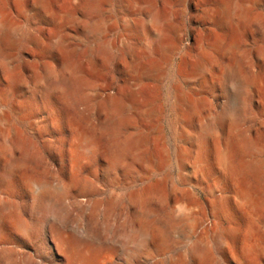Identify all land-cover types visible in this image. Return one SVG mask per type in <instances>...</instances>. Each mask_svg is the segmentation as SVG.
<instances>
[{"label":"rangeland","instance_id":"374dc122","mask_svg":"<svg viewBox=\"0 0 264 264\" xmlns=\"http://www.w3.org/2000/svg\"><path fill=\"white\" fill-rule=\"evenodd\" d=\"M250 1L233 53L215 14L239 0H0V264H264ZM55 37L66 48L45 52Z\"/></svg>","mask_w":264,"mask_h":264},{"label":"bare ground","instance_id":"6f19581e","mask_svg":"<svg viewBox=\"0 0 264 264\" xmlns=\"http://www.w3.org/2000/svg\"><path fill=\"white\" fill-rule=\"evenodd\" d=\"M15 1V3H16V5L18 6V8H20V7H23V5H24V1L25 0H14ZM44 1V0H43ZM147 1L148 0H127V5L128 6H132V5H143V4H147ZM229 1V0H228ZM47 2V1H46ZM45 2V3H46ZM81 2V1H80ZM84 2V1H83ZM91 2L93 3V5L94 6H96V3H95V0H91ZM223 2V1H222ZM43 4V3H42ZM82 4V3H81ZM253 5V3L250 1V0H239V2H237L236 4H234V5H231V4H229V2L228 3H224V4H222L221 6H219L220 8H219V10L216 12V17L219 19V22H220V28H221V35L219 34V35H217L218 37H217V42H218V44H222V42H223V40H224V36L225 35H228L229 37H230V39H231V42H230V45H229V50L230 51H236V50H238V48H240L239 47V41H238V27L236 26V24H235V21H234V19H235V12L238 14L239 13V15H241V16H243V17H248L249 15H250V10H251V6ZM67 6V5H66ZM25 7V6H24ZM21 9V8H20ZM24 10V9H23ZM25 10H26V8H25ZM144 10V9H143ZM66 11V10H65ZM21 12V11H20ZM147 13L149 14V11L147 10ZM12 16V15H11ZM238 16H236V18H237ZM11 18V17H10ZM10 18H8V19H10ZM239 18V17H238ZM13 19V18H12ZM163 18H162V16H157V17H155L154 19H152V23L153 24H155L156 25V23H159V22H161V20H162ZM242 21H243V19H242ZM144 23V22H143ZM151 23V22H150ZM165 23V22H164ZM12 26H13V24H12ZM143 26V25H142ZM146 26H148V25H146ZM151 26H153L152 24H151ZM11 27V25L10 24H8V23H5V22H0V29H3V28H6V29H9ZM14 27V26H13ZM144 28H145V26H144ZM148 28V27H147ZM153 28V27H152ZM155 28V27H154ZM101 29V28H100ZM150 30V29H149ZM156 30H157V28H156ZM162 30V29H161ZM151 31V30H150ZM219 32V31H218ZM3 33V32H2ZM99 33V32H98ZM148 33V32H147ZM161 33H163V30H162V32ZM164 34L165 33H163V36H164ZM216 34H217V32H216ZM150 35V34H149ZM173 35V34H172ZM62 36V35H61ZM150 37H152V38H154L153 36H150ZM55 38H57V40L55 41V42H53L51 45H50V47H48V48H46V50H45V52H57V53H62L63 52V50L66 48V41H65V39L64 38H62V37H55ZM176 41H178L177 40V38L175 39ZM166 45H165V43H164V41L162 40L159 44H158V47H160V48H162V49H164V50H166L167 48L165 47ZM174 48V47H173ZM5 50V49H4ZM43 50V49H42ZM153 50V49H152ZM158 50V49H157ZM6 51V50H5ZM160 51V50H159ZM171 51V50H170ZM103 52V51H102ZM163 52V51H162ZM64 53H65V51H64ZM167 53H168V51H167ZM234 53V52H233ZM264 53V52H263ZM5 54V53H4ZM55 54V53H54ZM157 54H158V51H157ZM159 54H160V52H159ZM45 55V54H44ZM48 55V54H47ZM60 55V54H59ZM162 55V54H161ZM2 56V55H1ZM3 56H5V55H3ZM46 56V55H45ZM51 56H52V54H51ZM58 56V55H57ZM66 57V56H65ZM60 58V57H59ZM58 58V59H59ZM69 58H67V60H68ZM55 60V59H54ZM56 60H57V58H56ZM138 60V59H137ZM61 63V62H60ZM59 63V64H60ZM197 63V62H196ZM81 67V66H80ZM141 68V67H140ZM203 68V67H202ZM142 69V68H141ZM153 69H154V67H153ZM80 70V69H79ZM199 70V69H198ZM75 71V70H74ZM142 71V70H141ZM197 71V70H196ZM202 71V70H201ZM145 72H146V70H143L142 72H139L140 73V75H138V78L139 79H142V77L144 76V74H145ZM198 72V71H197ZM75 73H76V71H75ZM148 73V72H147ZM156 73V72H155ZM232 73H233V75H234V77H235V84L237 85V87L240 89V90H242L243 91V89H244V83H243V81L241 80V78H240V76H239V72L237 71V69H235V68H232ZM77 74V73H76ZM50 75H52V74H50ZM49 75V76H50ZM146 75V74H145ZM145 78H147L146 76H145ZM46 79H47V77H46ZM142 81V80H141ZM137 95L138 94H136L134 91L132 92V93H130V96H131V105H137V104H139V103H137ZM126 97V96H125ZM115 98V97H114ZM123 99V98H122ZM187 97L186 96H184L183 97V101L184 102H188L187 101ZM192 99V98H191ZM190 99V100H191ZM128 101V100H127ZM138 102H139V100H138ZM191 102V101H190ZM114 103V102H113ZM112 103V104H113ZM192 103V102H191ZM193 103H194V101H193ZM117 106H121V105H119V104H117V103H115ZM187 103H185V105H186ZM104 105V104H103ZM102 105V106H103ZM195 105V104H194ZM108 106H109V103H108ZM113 106V105H112ZM138 106V105H137ZM107 107V106H106ZM136 107V106H135ZM112 107H110V109H111ZM116 108V107H115ZM114 108V109H115ZM122 108V107H121ZM117 109V108H116ZM119 109V108H118ZM124 110V109H123ZM189 110H190V108H189ZM221 120H222V118H221ZM1 127V126H0ZM0 133H2V132H0ZM15 134V133H14ZM1 135V134H0ZM16 135H17V133H16ZM16 138V137H15ZM19 138V137H18ZM3 139V138H2ZM1 139V140H2ZM18 143V142H17ZM17 145H19V144H17ZM22 146H24V143H23V145ZM247 148V147H246ZM226 155V154H225ZM225 155H223L222 154V157L225 159ZM17 162V161H16ZM16 164V163H15ZM18 165V164H17ZM15 167H17V166H15ZM8 172V171H7ZM10 172V171H9ZM8 172V173H9ZM6 175V174H5ZM3 177H0V194H1V199H0V205H2V204H4V200H5V198H3V195H2V189H3V179H2ZM7 179V178H6ZM8 180V179H7ZM6 186V185H5ZM49 187V186H48ZM59 188H61V187H59ZM7 189V188H6ZM47 189V188H46ZM8 191V190H7ZM35 193V192H34ZM43 193V192H42ZM6 195V194H5ZM8 195V194H7ZM37 195V194H36ZM66 195V194H65ZM247 195V194H246ZM11 196V195H10ZM44 196H45V194H44ZM40 197V196H39ZM248 197V196H247ZM35 198V197H34ZM37 199H39L38 197H36ZM253 199V198H252ZM10 201H11V199H10ZM51 201V200H50ZM251 201V200H250ZM52 202V201H51ZM8 203V202H7ZM6 204V203H5ZM10 204V203H9ZM11 206V205H10ZM6 207V206H5ZM13 208H15V207H13ZM1 209H2V211L4 210V208H2L1 207ZM7 209V208H6ZM16 209V208H15ZM9 210V209H8ZM6 212V211H5ZM1 213V212H0ZM1 216H2V214H1ZM0 216V217H1ZM17 216V215H16ZM12 217V216H11ZM2 218V217H1ZM6 224V223H5ZM24 224V223H23ZM26 230V229H25ZM2 235V234H1ZM24 235V234H23ZM26 235V234H25ZM1 237V236H0ZM2 238V237H1ZM201 245V244H200ZM14 247V246H13ZM191 247V246H190ZM189 247V248H190ZM193 247H195L194 246V244L192 245V248ZM201 247V246H200ZM206 247V246H205ZM259 248L260 249H263V247L260 245L259 246ZM2 249V248H1ZM257 249V248H256ZM193 250V249H192ZM200 251H201V248L199 249ZM195 252V251H194ZM1 254H2V251H1ZM0 254V255H1ZM201 254V253H200ZM203 254V253H202ZM198 255V254H197ZM204 255V254H203ZM210 255V254H209ZM205 256V255H204ZM204 256H202L203 258H205ZM207 256V255H206ZM197 257V256H196ZM201 257V256H200ZM5 260V259H4ZM178 261V260H177ZM176 263V262H175ZM179 263V262H178ZM177 264V263H176Z\"/></svg>","mask_w":264,"mask_h":264}]
</instances>
